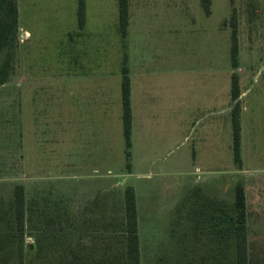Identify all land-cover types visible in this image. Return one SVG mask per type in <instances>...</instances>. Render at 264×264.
I'll use <instances>...</instances> for the list:
<instances>
[{
    "label": "rangeland",
    "instance_id": "obj_1",
    "mask_svg": "<svg viewBox=\"0 0 264 264\" xmlns=\"http://www.w3.org/2000/svg\"><path fill=\"white\" fill-rule=\"evenodd\" d=\"M18 7L15 71L0 86V206L20 184L29 204L48 214L68 209L80 224L85 209L124 203L131 187L142 264H173L181 256L176 251L189 247L188 232L191 253H235L213 240L210 219L216 205L233 206L242 185L250 253L264 263V0H211L210 14L202 0H129L126 39L118 0H86L84 29L78 0H18ZM235 75L241 165L233 150Z\"/></svg>",
    "mask_w": 264,
    "mask_h": 264
},
{
    "label": "trees",
    "instance_id": "obj_2",
    "mask_svg": "<svg viewBox=\"0 0 264 264\" xmlns=\"http://www.w3.org/2000/svg\"><path fill=\"white\" fill-rule=\"evenodd\" d=\"M119 22L124 39L128 36L129 0H118ZM207 14L211 0H202ZM236 24V16L233 18ZM78 23L86 25V0H78ZM18 0H0V86L6 85L15 71L19 41ZM232 60L237 67L239 43L232 36ZM122 81L123 128L127 148V168L131 170L133 112L132 84L124 61ZM239 79L232 78L231 96L236 104L232 112L235 162L242 163V120ZM233 206L214 207L210 233L235 253H181L173 264H264L250 253L248 209L244 187L235 190ZM117 205H119L117 207ZM44 208V207H43ZM38 203L29 204L26 188L14 187L13 200L0 206V264H142L137 195L133 188L124 191L123 199H114L113 207L90 206L83 212V223L70 210L55 208L47 213ZM51 214L54 217H51ZM208 226V225H207ZM75 238V239H74ZM215 238V237H214ZM213 238V240H214ZM33 239L34 243H28ZM171 264V263H170Z\"/></svg>",
    "mask_w": 264,
    "mask_h": 264
},
{
    "label": "crops",
    "instance_id": "obj_3",
    "mask_svg": "<svg viewBox=\"0 0 264 264\" xmlns=\"http://www.w3.org/2000/svg\"><path fill=\"white\" fill-rule=\"evenodd\" d=\"M210 223H211V220H210ZM144 233H146V231L144 230ZM139 235H140V243H141V232H140V226H139ZM189 236H190V232H188V235H187V237H186V241L187 242H183V245H186V246H189V247H184V250L183 251H181V250H178V251H176V253H191V250H192V242H190L188 239H189ZM215 237V239L217 238L216 237V235H214V234H212V238H214ZM188 238V239H187ZM141 252L143 253L144 252V246H143V244H142V248H141Z\"/></svg>",
    "mask_w": 264,
    "mask_h": 264
}]
</instances>
